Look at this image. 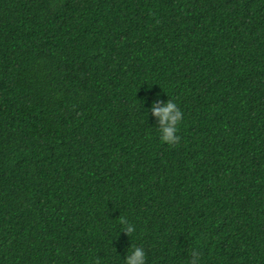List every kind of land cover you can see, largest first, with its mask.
Masks as SVG:
<instances>
[{
	"label": "trees",
	"instance_id": "trees-1",
	"mask_svg": "<svg viewBox=\"0 0 264 264\" xmlns=\"http://www.w3.org/2000/svg\"><path fill=\"white\" fill-rule=\"evenodd\" d=\"M131 245L264 264V0H0V264Z\"/></svg>",
	"mask_w": 264,
	"mask_h": 264
},
{
	"label": "clouds",
	"instance_id": "clouds-1",
	"mask_svg": "<svg viewBox=\"0 0 264 264\" xmlns=\"http://www.w3.org/2000/svg\"><path fill=\"white\" fill-rule=\"evenodd\" d=\"M152 116L158 121V138L162 143L174 146L180 140L178 135L179 125L183 119V113L173 99L168 98L161 102L152 100L145 101ZM120 231L126 235L136 232V226L130 223L126 217L119 216ZM200 253L196 246L189 251V264H200ZM123 264H145V251L142 246L131 245L127 248Z\"/></svg>",
	"mask_w": 264,
	"mask_h": 264
}]
</instances>
